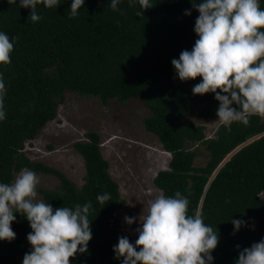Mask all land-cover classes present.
<instances>
[{"label": "trees", "instance_id": "trees-1", "mask_svg": "<svg viewBox=\"0 0 264 264\" xmlns=\"http://www.w3.org/2000/svg\"><path fill=\"white\" fill-rule=\"evenodd\" d=\"M19 2L0 0V32L14 43L11 63L0 65L5 84L0 183L13 182L27 168L58 180L54 189H37L53 209L91 202L93 238L87 253H77L71 264H122L113 248L126 235L118 217L125 200L103 156L99 133L90 131L85 141L73 144L85 166L81 186L26 154L27 143L57 118L69 93L103 104L113 100L143 104L148 111L145 130L170 155L153 184L166 197L179 191L189 200L188 215L199 208L205 224L217 231L220 239L211 253L212 264H235L240 250L264 239V118L253 115L247 124H221L208 138L193 117L219 119V102L213 93L193 95L202 78L182 82L171 63L183 50L191 51L198 39L194 27L199 13L191 0H150L152 8L141 17L136 15L143 11L139 3L121 0L113 10L111 0H85L74 18L69 12L72 0H59L52 8L38 4L41 19L35 23L28 19L31 8H22ZM260 3L264 10V0ZM186 10L191 15H185ZM256 136L260 137L218 169L228 155ZM104 193L111 199L101 204L96 198ZM15 215L11 227L16 239L0 240V264H22L32 251L27 240L30 224L25 216ZM233 219L244 222L239 231Z\"/></svg>", "mask_w": 264, "mask_h": 264}, {"label": "clouds", "instance_id": "clouds-1", "mask_svg": "<svg viewBox=\"0 0 264 264\" xmlns=\"http://www.w3.org/2000/svg\"><path fill=\"white\" fill-rule=\"evenodd\" d=\"M20 7L31 8L29 21L41 19L38 4L52 8L59 0H20ZM121 0H111L118 9ZM139 3L143 16L152 8L150 0H129ZM199 13L194 32L198 36L191 51L183 50L179 59L171 61L180 81L202 78L193 95L215 94L219 102L218 120L225 125L247 124L250 116L264 118V10L260 0H191ZM85 0H72L70 18L78 14ZM185 15H191L190 11ZM18 39V37L16 38ZM14 43L0 32V65L11 63ZM5 84L0 75V120L5 118L3 95ZM223 93V95L221 94ZM235 105V107L233 106ZM40 178L27 168L11 183H0V240L13 241L16 234L11 225L16 213L25 216L32 231L27 240L32 251L26 253L23 264H71L77 253L88 251L92 240L89 220L91 202L74 207L53 209L51 203L37 199ZM101 204L110 194L97 195ZM189 200L177 191L174 197L163 194L149 201L138 218L135 244L126 236L118 239L113 251L122 264H212V252L219 244V235L205 224L197 208L188 215ZM131 226L136 218L125 217ZM236 231L243 221L232 220ZM239 249V246H237ZM235 264H264V239L239 251Z\"/></svg>", "mask_w": 264, "mask_h": 264}, {"label": "rangeland", "instance_id": "rangeland-1", "mask_svg": "<svg viewBox=\"0 0 264 264\" xmlns=\"http://www.w3.org/2000/svg\"><path fill=\"white\" fill-rule=\"evenodd\" d=\"M147 114V109L138 100L128 103L113 100L103 104L98 99L69 93L59 108L57 118L43 129L37 139L27 143L25 151L31 160L63 172L81 186L85 166L73 144L85 141L90 131L99 133L103 156L109 162L111 175L125 200L124 207L118 212L122 232L136 240V229L140 227L138 218L143 209L147 214L149 201L162 194L153 184L154 177L167 168L170 159L159 140L145 130L143 120ZM193 120L205 127L208 138L214 137L217 128L223 124L216 122L218 119L204 121L196 116ZM199 152L205 153L203 148H199ZM202 161L203 158L198 160L200 164ZM37 176L40 178L37 189H54L58 185L53 176ZM37 199L42 200L38 193ZM126 216L136 218V222L127 225Z\"/></svg>", "mask_w": 264, "mask_h": 264}, {"label": "water", "instance_id": "water-1", "mask_svg": "<svg viewBox=\"0 0 264 264\" xmlns=\"http://www.w3.org/2000/svg\"><path fill=\"white\" fill-rule=\"evenodd\" d=\"M260 136H261V135H260ZM260 136H256V137H254V138L249 139L247 142H245L244 144H242L241 146H239L237 149H235V150H234L230 155H228V156L226 157V159L220 164V166L218 167V169H219L221 166H223V165L229 160V158H230L235 152H237L238 150H240V149H241L242 147H244L245 145L251 143V142L254 141L255 139L259 138ZM218 169L216 170V172L218 171ZM216 172L214 173V175L216 174Z\"/></svg>", "mask_w": 264, "mask_h": 264}]
</instances>
